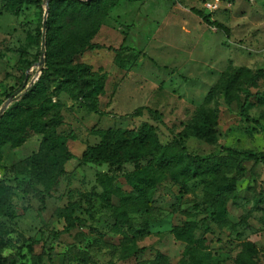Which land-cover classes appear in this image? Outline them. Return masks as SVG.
<instances>
[{
  "label": "rangeland",
  "instance_id": "374dc122",
  "mask_svg": "<svg viewBox=\"0 0 264 264\" xmlns=\"http://www.w3.org/2000/svg\"><path fill=\"white\" fill-rule=\"evenodd\" d=\"M205 1L117 0L90 41L99 47L73 58L74 65L88 69L87 76L103 77L98 102L104 116L74 99L73 87L46 80L45 94L58 105L63 121L53 142L63 140L73 158L49 195L39 197L27 186L30 169L23 163L38 152L42 137L32 133L17 148L1 147L0 179L9 180L12 195L10 208L0 215V264H50L49 259L52 264H239L248 246L254 252L244 264H264V165L245 162L235 198L212 217L198 180L185 184L166 175L147 209L124 212L115 197L112 206L101 202L103 189L96 182L97 173L108 174L114 188L131 193L123 172L80 164L103 130L137 131L148 125L161 146L170 144L197 119L209 92L240 69L250 76L263 73L253 83L241 81L239 101L232 105L216 92V143L188 138L183 144L199 157L221 148L264 152V102L254 98L264 94V0H219L214 12L204 10ZM44 10V0L41 7L0 0V108L16 92L8 108L20 103L41 77ZM192 10L228 33L207 26ZM124 48L129 52L115 53ZM249 93L246 112L252 122L240 113ZM138 108L144 110L132 115ZM133 171L132 165L124 168ZM69 211L73 227L63 233V214ZM185 223L195 227L181 240L174 228Z\"/></svg>",
  "mask_w": 264,
  "mask_h": 264
},
{
  "label": "trees",
  "instance_id": "16d2710c",
  "mask_svg": "<svg viewBox=\"0 0 264 264\" xmlns=\"http://www.w3.org/2000/svg\"><path fill=\"white\" fill-rule=\"evenodd\" d=\"M15 1L18 4L37 7H41L43 3V0ZM116 5L117 0L89 2L51 0L49 2L46 55L41 77L23 96L21 102L7 108L0 119V151L5 144H10L12 148L19 147L32 133L42 137L38 152L23 163L24 167L30 169L27 186L36 196L49 195L57 185L58 177L64 173V164L68 159L73 158L65 150L63 140H60V144L53 142L56 141V130L63 125V121L56 112L58 105L53 104L45 94L46 80L55 78L64 86L73 87L76 90L71 94L74 99L81 100L94 114L105 115L99 111L98 102V96L102 92L103 77L87 76L88 69L85 66L74 65L73 58L99 47L91 44L90 41L98 32L103 20L108 17L109 11ZM192 12L207 26L228 33L221 24L212 22L208 15L198 10ZM126 52H129L128 48L115 51L116 54ZM140 55L146 57L145 54ZM262 73L263 71L260 70L250 76L248 72L240 69L228 75L215 91L209 92L197 119L188 124L166 146L159 144L155 129L148 125L141 126L137 131L121 129L99 131V143L86 148L81 155L80 164L106 166L114 172H123L122 177L132 188L131 193H123L114 188L112 177L97 173L96 182L103 189L99 196L101 202L112 206V198L115 197L118 199V207L124 212L145 210L150 205L156 188L166 175H170L175 180L181 178L185 184L190 180H198L203 186L207 203L213 208L212 217L223 213L226 202L235 198L233 193L237 180L246 174L243 164L253 162L255 165H264V152L252 153L221 148L216 155L199 157L187 152L183 141L194 138L215 144L218 114L216 92H222L224 103L232 105L239 101L238 89L241 81L247 78L253 83ZM250 97L251 94H247L240 107L241 116L247 122H252L246 112ZM254 98L264 102V94H255ZM141 110L144 108H138L132 115L139 114ZM261 130L264 136V129ZM1 160L0 152V162ZM126 165H132L134 173L124 172ZM233 171L238 175L237 177L226 176V173ZM12 180L18 181L15 177ZM8 181L5 178L0 179V215L6 214L10 208L12 191ZM37 186H41L42 190H38ZM71 212L63 214L66 223L63 233H68L73 227L70 222ZM194 227L192 223H185L175 227L174 233L182 240L190 236ZM253 252V246L246 247L239 255L242 260L239 264H244L247 260L252 261L250 257ZM49 262L52 264L50 259Z\"/></svg>",
  "mask_w": 264,
  "mask_h": 264
},
{
  "label": "water",
  "instance_id": "95a60500",
  "mask_svg": "<svg viewBox=\"0 0 264 264\" xmlns=\"http://www.w3.org/2000/svg\"><path fill=\"white\" fill-rule=\"evenodd\" d=\"M51 0H44V19H43V23H42V34H41V48H40V60L37 64V67L39 69H42V67L44 66V61H45V32H46V18L48 15V10H49V2ZM81 2H89L92 0H78ZM24 87V86H23ZM18 92L14 93L8 100H6L3 104V106L0 108V119L2 117V115L4 114L5 110L9 107V105L11 104V102L13 101V99L16 97Z\"/></svg>",
  "mask_w": 264,
  "mask_h": 264
},
{
  "label": "built area",
  "instance_id": "2783aa9c",
  "mask_svg": "<svg viewBox=\"0 0 264 264\" xmlns=\"http://www.w3.org/2000/svg\"><path fill=\"white\" fill-rule=\"evenodd\" d=\"M218 4L219 0H207L204 2L203 8L207 12H214L216 11Z\"/></svg>",
  "mask_w": 264,
  "mask_h": 264
}]
</instances>
